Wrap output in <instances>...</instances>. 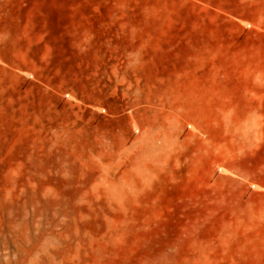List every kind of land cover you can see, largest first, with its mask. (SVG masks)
<instances>
[{"label":"rangeland","instance_id":"1","mask_svg":"<svg viewBox=\"0 0 264 264\" xmlns=\"http://www.w3.org/2000/svg\"><path fill=\"white\" fill-rule=\"evenodd\" d=\"M77 4L0 31V264H264V113L184 110L264 88V0Z\"/></svg>","mask_w":264,"mask_h":264},{"label":"crops","instance_id":"2","mask_svg":"<svg viewBox=\"0 0 264 264\" xmlns=\"http://www.w3.org/2000/svg\"><path fill=\"white\" fill-rule=\"evenodd\" d=\"M75 1L74 4L72 2L63 6L53 0H22L10 3L9 9H6V3L0 0V31L70 30L76 24L71 18L73 10L75 14L78 10L77 0ZM18 10L21 12H17ZM65 15L67 17H62ZM251 92L252 95L247 97L229 94L224 98L221 90L212 95L204 93L202 89L189 91L184 101V110L208 125L209 119L219 125L218 113L229 110L233 105L236 106L232 110L252 109L264 113V88H254Z\"/></svg>","mask_w":264,"mask_h":264},{"label":"built area","instance_id":"3","mask_svg":"<svg viewBox=\"0 0 264 264\" xmlns=\"http://www.w3.org/2000/svg\"><path fill=\"white\" fill-rule=\"evenodd\" d=\"M104 111V110H103Z\"/></svg>","mask_w":264,"mask_h":264}]
</instances>
